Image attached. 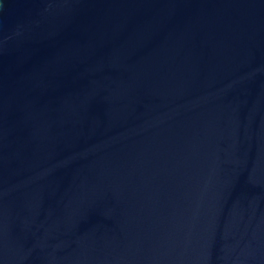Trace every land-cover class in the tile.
I'll use <instances>...</instances> for the list:
<instances>
[{
	"label": "water",
	"instance_id": "1",
	"mask_svg": "<svg viewBox=\"0 0 264 264\" xmlns=\"http://www.w3.org/2000/svg\"><path fill=\"white\" fill-rule=\"evenodd\" d=\"M0 264H264V0H0Z\"/></svg>",
	"mask_w": 264,
	"mask_h": 264
}]
</instances>
